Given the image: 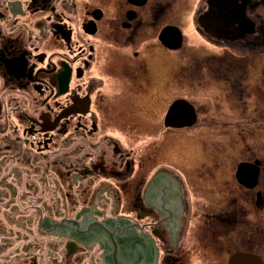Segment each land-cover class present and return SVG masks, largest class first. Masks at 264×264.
Returning a JSON list of instances; mask_svg holds the SVG:
<instances>
[{"label": "flooded vegetation", "instance_id": "af4514ba", "mask_svg": "<svg viewBox=\"0 0 264 264\" xmlns=\"http://www.w3.org/2000/svg\"><path fill=\"white\" fill-rule=\"evenodd\" d=\"M263 60L264 0H0V264H264Z\"/></svg>", "mask_w": 264, "mask_h": 264}, {"label": "rangeland", "instance_id": "374dc122", "mask_svg": "<svg viewBox=\"0 0 264 264\" xmlns=\"http://www.w3.org/2000/svg\"><path fill=\"white\" fill-rule=\"evenodd\" d=\"M185 46L187 48L185 50L187 53L194 54V67L196 66L197 63L205 62L207 57L210 54L209 53L210 48H209L208 44H206V42L203 41L197 35L194 37L190 36V38L187 39V44ZM185 51H183L182 53H179V54L170 52L171 54L168 53L167 56L170 59H177L180 61H185L189 57V55L186 54ZM170 59L168 61H172ZM203 72L206 73V70L204 68H203ZM194 73H196V71H194ZM200 74H201V72H200ZM255 76H256V74H252L250 79H253ZM252 82H254V81H252ZM206 100H207L206 94H204V96H203L201 93L194 92V102H196V103H203L204 102L205 103ZM218 125L222 127L223 121L219 120Z\"/></svg>", "mask_w": 264, "mask_h": 264}, {"label": "water", "instance_id": "95a60500", "mask_svg": "<svg viewBox=\"0 0 264 264\" xmlns=\"http://www.w3.org/2000/svg\"><path fill=\"white\" fill-rule=\"evenodd\" d=\"M170 30H171V28H168V30H167L168 31L167 33L168 34H169V31ZM171 38L172 37H169L168 36L167 37V40H170ZM176 38H177L176 40L178 41V43H177V41H174V43H170L168 41L167 42V45L170 46V47H173V48L179 47L181 45V37L180 36L179 37L177 36ZM249 169H251V166L250 165H248V164H241V166L239 167V170H238V178L240 179L242 177V174L244 175L245 172H248L249 171ZM240 259L243 260V261H246L247 263L249 261H251L252 264H262L261 260L258 257H256V256L244 255V256H241ZM234 262H236V261H234Z\"/></svg>", "mask_w": 264, "mask_h": 264}]
</instances>
